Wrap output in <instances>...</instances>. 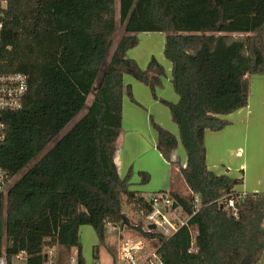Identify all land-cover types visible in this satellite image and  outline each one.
Segmentation results:
<instances>
[{
    "label": "trees",
    "instance_id": "trees-1",
    "mask_svg": "<svg viewBox=\"0 0 264 264\" xmlns=\"http://www.w3.org/2000/svg\"><path fill=\"white\" fill-rule=\"evenodd\" d=\"M0 19V74L27 76L21 107L4 112L0 168L8 181L17 177L0 192V257L11 263L24 252L26 264H43L53 248L55 264H70L74 249L84 264L80 226L102 240L111 223L156 237L165 264H264V193L245 192L232 215L223 199L236 196L243 179L209 170L204 145L206 129L228 124L220 115L247 104L248 76L264 74V0H118L123 34L112 50L115 0H8ZM146 31L164 33L175 102L155 93L164 75L155 58L141 69L127 56ZM123 74L168 108L178 138L150 118L156 149L171 162L180 142L179 173L199 196L192 214L189 194L168 191L191 214L169 236L144 231L122 211L123 200L139 215L151 210L130 188L132 170L120 177L114 162L123 96L134 101Z\"/></svg>",
    "mask_w": 264,
    "mask_h": 264
},
{
    "label": "crops",
    "instance_id": "crops-1",
    "mask_svg": "<svg viewBox=\"0 0 264 264\" xmlns=\"http://www.w3.org/2000/svg\"><path fill=\"white\" fill-rule=\"evenodd\" d=\"M140 33L144 34L143 43L146 44L153 37H146V34H156L155 38L158 40V44L163 43L164 46V33L151 31ZM138 44L139 38L136 46ZM163 46L161 52L159 51L156 56L152 51L145 54L138 47L133 51L130 48L127 51V56L132 58L141 69L147 66L151 58H155L164 70V80L162 76L161 84L155 88V93L158 98L175 102L178 96L172 89L171 64L163 55ZM123 83L130 86L134 101L130 100L127 95L123 96L121 132L117 138L114 152L118 175L123 177L130 168L132 170L130 183H137L138 171L143 170L149 173V180L146 183L138 184L137 188L130 187L140 190L144 197H146L147 191L153 193L160 190L175 191L184 195L183 190L180 189L183 185L180 183L185 185L188 194V188L178 169V164L183 166L186 160L185 156L181 161L179 142L170 153L171 164L156 149L157 132L152 127L150 118L178 138V129L176 125H173L168 108L165 105L160 106L159 101L148 94V87L129 74H123ZM248 83L247 104L231 113L220 115L221 118L228 121V124L222 129L205 130L206 164L208 169L216 174H227L237 178L241 176L236 174L235 170L243 168L240 170L244 172L243 181L234 189L238 193H264L263 178L253 180V165L257 162L256 160L259 157L264 162V74L249 75ZM126 109L129 112V117H126ZM155 113L164 115L163 117L166 119L158 121ZM177 162L178 164L175 166L173 163ZM225 165L226 167L231 166L235 172L225 173L223 169ZM179 184L182 185L180 188Z\"/></svg>",
    "mask_w": 264,
    "mask_h": 264
},
{
    "label": "built area",
    "instance_id": "built-area-1",
    "mask_svg": "<svg viewBox=\"0 0 264 264\" xmlns=\"http://www.w3.org/2000/svg\"><path fill=\"white\" fill-rule=\"evenodd\" d=\"M8 0H0V12L6 7ZM2 21L0 19V30ZM27 89V76L21 72L1 73L0 74V142L4 137V112L11 109H18L22 105V100ZM10 180L6 178V173L0 168V192L6 190ZM191 196L190 202L192 214L199 208V196L188 189ZM244 193H238L236 196L224 198V208L228 209L234 216L237 214L235 200H241ZM151 204V210L141 212L140 216L145 221L139 220L132 222L140 223L143 230L149 233H161L164 236L172 235L181 226L187 224L191 216L183 211L180 205L169 194L168 191H156L148 198ZM181 210V213L179 212ZM148 225H153L152 228ZM123 227V226H121ZM191 248L194 245L196 229H191ZM55 251L48 248L46 259L43 264H55ZM26 264L24 252L18 253L12 258L11 263L6 257H0V264ZM70 264H76V257H71ZM113 264H165L158 251L156 237L144 236L135 231L129 230L120 234V241L116 253L113 257Z\"/></svg>",
    "mask_w": 264,
    "mask_h": 264
},
{
    "label": "rangeland",
    "instance_id": "rangeland-1",
    "mask_svg": "<svg viewBox=\"0 0 264 264\" xmlns=\"http://www.w3.org/2000/svg\"><path fill=\"white\" fill-rule=\"evenodd\" d=\"M115 14H116V19H117V23H116V29L113 35V44L111 46V50L113 49L116 41L118 40V38L123 34V29L122 26L119 24L118 22V0H115ZM156 33V32H154ZM143 35L142 33H137V38H139V44L137 46L132 47V51L133 49H136L137 47L140 49V51H143V53L148 54L150 53V51L153 52L154 56H156L158 54V52L162 50V44L163 43H159L158 44V40L155 38L156 34H146V37H152L151 39H149V41L145 43H143ZM163 80H164V75H163ZM143 84V83H142ZM146 86V85H145ZM147 87V86H146ZM150 89L148 88V94L152 96V94H150ZM153 98V96H152ZM91 99V96H88L87 98V103H89ZM160 106L164 105L161 102L158 103ZM166 107V106H165ZM167 108V107H166ZM84 110H82L76 117H74L67 125L66 127H64V129H62V131L60 132V134L64 133L66 131V129L83 113ZM154 111V110H152ZM155 116H157V120H165L166 117H163L162 115H160L159 113H155ZM126 117H129V112L126 109ZM175 125V124H173ZM180 144V142H179ZM136 146H139L136 144ZM179 151L181 153V161L182 159L185 158V152L180 144L179 146ZM257 162L253 165V180L256 181L258 178H263L262 183L264 182V162L260 160V158L258 157V160H256ZM169 162V161H168ZM169 164H171V162H169ZM175 166L178 164L177 163H173ZM169 167V166H168ZM170 168V167H169ZM226 168V169H225ZM225 168L223 167V169L225 170V173H232L233 169L231 166H227L225 165ZM243 168L240 169H236V174H239L241 177L244 178V172H241L240 170H242ZM228 170V171H227ZM233 171V172H235ZM176 174L178 175L179 173L176 170ZM17 177L14 176L10 182L9 185L15 180V178ZM139 175L137 173L136 175V181L137 183L132 182L130 184V187L132 186L133 188H137L138 184H141L139 182ZM144 184V183H143ZM182 184V185H180ZM179 184V188L181 189V191L184 193V195H187L186 192V187L183 183ZM241 184V183H240ZM237 184L236 186L240 185ZM8 185V186H9ZM144 189V188H142ZM151 192L147 191L146 192V198H149L151 196ZM122 211L126 214V216L132 220L133 222H137L139 220H142V222L145 223V221L143 220V218L138 214V212L136 211L135 208H133L132 205L128 204L125 200H123L122 202ZM179 212L181 213V210L179 209ZM128 231V228L123 226L121 227L119 224H115L112 225L111 223H106L105 227H104V233H103V239L99 240L98 236L96 235L95 231L93 230V228L90 225H81L80 229H79V243L81 246V253L84 259V264H113V257L114 254L116 253V250L118 248L119 245V241H120V234L123 232ZM97 246V256L94 257L92 255V251H93V246ZM46 249V248H44ZM71 257L76 255V252L74 249H72L71 253H70ZM55 260V257L53 258V261ZM16 264H20V263H16Z\"/></svg>",
    "mask_w": 264,
    "mask_h": 264
},
{
    "label": "water",
    "instance_id": "water-1",
    "mask_svg": "<svg viewBox=\"0 0 264 264\" xmlns=\"http://www.w3.org/2000/svg\"><path fill=\"white\" fill-rule=\"evenodd\" d=\"M174 205H176V202H174ZM148 227L152 228V227H153V225H148Z\"/></svg>",
    "mask_w": 264,
    "mask_h": 264
}]
</instances>
